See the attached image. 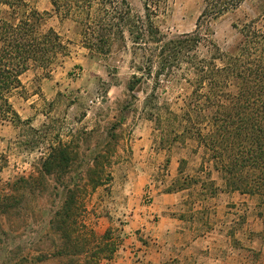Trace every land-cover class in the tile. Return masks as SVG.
Wrapping results in <instances>:
<instances>
[{"label":"trees","instance_id":"trees-1","mask_svg":"<svg viewBox=\"0 0 264 264\" xmlns=\"http://www.w3.org/2000/svg\"><path fill=\"white\" fill-rule=\"evenodd\" d=\"M49 1L51 10H40L37 0H0V122L23 124L27 130L37 131L31 119L21 117L13 98L24 89L22 75L26 71L42 69L49 76L58 56L67 48L61 32L47 26L51 17H57L60 24L72 22L74 33L81 36L80 42L91 57L109 54L127 26L134 42L146 39L145 43H154L147 74L151 75L156 67L158 80L161 75L173 74L176 81L188 84V90L178 96L176 108L165 102L163 114L157 110L148 113L150 119L160 122V144L200 157L198 171L203 177L198 175L193 182L200 183L209 196L220 191L256 197L264 220V0H204L196 29L173 37L163 33L152 19L150 2L154 0H144L146 15L142 20L135 17L126 0ZM246 3L256 15L246 13L244 19L232 22L237 42L224 50L214 38L212 24ZM139 81L141 77L134 76L129 83L133 96ZM153 95L145 97L147 105H154ZM80 140L78 135L70 140L58 135L34 174L7 182L8 189L1 188L0 178V215L17 206L21 187L22 194H26L33 181L40 183L52 175L64 193V201L54 213L53 228L66 246L77 245L74 252L59 250L58 254L84 253L83 264H98L102 254L113 255L118 244L110 242L108 228L103 235L93 232L106 241L100 245L93 240L95 248L89 251L91 239L79 230L77 218L87 188L79 185L80 174L77 178L68 176V169L76 161ZM102 157L98 153L94 162L99 164ZM186 161L180 157L179 173L184 172ZM7 162L0 153V175ZM169 163L170 157L166 167ZM91 171V180L99 184L101 172ZM178 187L175 181L166 190L172 192Z\"/></svg>","mask_w":264,"mask_h":264},{"label":"rangeland","instance_id":"rangeland-1","mask_svg":"<svg viewBox=\"0 0 264 264\" xmlns=\"http://www.w3.org/2000/svg\"><path fill=\"white\" fill-rule=\"evenodd\" d=\"M117 1L114 0L121 3V0ZM126 1L136 18L145 19L144 0ZM150 5L152 19L163 33L173 37L196 29L204 0H154ZM37 7L51 10V3L37 0ZM246 13L256 15L246 3L213 22L214 38L224 50L237 42L238 33L232 22L244 19ZM47 26L61 32L67 48L58 56L49 76H45L42 69L34 68L22 75L24 89L16 93L13 102L21 117L31 119L37 131H29L23 124L0 122V153L8 161L0 175L1 188L8 189L7 182L34 174L58 135L64 140L78 135L81 138L79 153L68 169V176L77 178L80 174L79 185L87 188L84 207L77 218L79 230L91 239L87 250L95 248L93 240L103 245L106 240L94 234L99 233L95 218L101 213L109 222L110 242L119 247L121 227L127 220V210L122 206L117 188H114L116 183L123 182L127 171V147L121 139L133 134L139 120L148 119L160 142L163 137L160 122L156 118L150 119L148 113L157 110L163 114L165 102L176 108L177 98L188 90V84L184 80L176 81L173 74L161 75L158 80L156 67L151 75L147 74L148 57L155 51L154 43L147 44L146 39L139 44L134 42L127 26L108 55L102 56L100 61H89L84 67L72 59L73 47L76 41H81V36L74 33L73 23L67 20L60 24L53 16ZM134 76L141 77L135 86V96L128 87ZM150 93H154L153 106L145 103V97ZM125 121L127 125H123ZM172 151L187 159L184 172L175 180L176 186L180 185L179 189L193 187L188 193L194 195L196 187L201 184L193 180L198 175L203 177L198 171L200 157L188 150L179 151L177 147ZM98 153L104 155L99 164L94 162ZM91 169L101 172L99 184L91 180ZM39 182L33 181L26 194H22L24 188L21 187L17 206L0 215V264H83L84 253L79 256L58 254L59 250L74 252L77 249L74 243L66 246L60 233L53 228L54 213L64 201L59 181L47 175ZM113 258L114 254L103 253L98 264H108Z\"/></svg>","mask_w":264,"mask_h":264},{"label":"crops","instance_id":"crops-1","mask_svg":"<svg viewBox=\"0 0 264 264\" xmlns=\"http://www.w3.org/2000/svg\"><path fill=\"white\" fill-rule=\"evenodd\" d=\"M73 49L72 59L83 67L105 56L91 57L79 40ZM153 131L152 122L141 119L133 134L121 139L127 147V171L114 188L127 220L108 264H264L258 199L240 192L209 196L201 185L196 195L188 193L193 187L167 191L179 176L180 156L162 146ZM95 220L97 231L105 232L106 216L98 213Z\"/></svg>","mask_w":264,"mask_h":264},{"label":"built area","instance_id":"built-area-1","mask_svg":"<svg viewBox=\"0 0 264 264\" xmlns=\"http://www.w3.org/2000/svg\"><path fill=\"white\" fill-rule=\"evenodd\" d=\"M145 200L149 203L151 200V196L149 195V193L146 194Z\"/></svg>","mask_w":264,"mask_h":264}]
</instances>
